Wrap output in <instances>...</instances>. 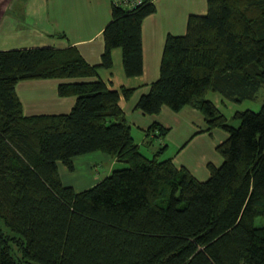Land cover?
I'll return each mask as SVG.
<instances>
[{
  "label": "trees",
  "instance_id": "trees-1",
  "mask_svg": "<svg viewBox=\"0 0 264 264\" xmlns=\"http://www.w3.org/2000/svg\"><path fill=\"white\" fill-rule=\"evenodd\" d=\"M207 4L188 16L184 34L166 36L159 77L136 105L146 115L189 106L205 132L227 134L216 146L221 164L208 163L203 181L161 160L166 145L146 157L119 103L134 89L98 77L115 48L125 75H142V23L153 1L112 5L98 65L76 47L0 51V264H264V227L254 223L264 219V102L235 111L233 126L207 98L241 102L264 88V0ZM53 78L68 80L57 93L75 96L71 110L24 115L18 82ZM168 131L146 130L152 141ZM95 151L125 167L81 191L65 185L58 163L72 171L76 156Z\"/></svg>",
  "mask_w": 264,
  "mask_h": 264
},
{
  "label": "crops",
  "instance_id": "crops-1",
  "mask_svg": "<svg viewBox=\"0 0 264 264\" xmlns=\"http://www.w3.org/2000/svg\"><path fill=\"white\" fill-rule=\"evenodd\" d=\"M153 2L156 11L142 23V75L127 77L122 67V52L115 48L112 50V68H99L98 77L111 89H134L129 99L121 95L119 103L139 149L142 145L151 148L156 144L155 150L151 148L154 155L159 147L166 145L159 157L161 160L172 158L176 166L186 167L198 180L203 181L209 176L208 163L215 166L221 164L222 157L216 151V146L225 140L227 134L220 129L205 132L202 114L189 106L178 112L164 106L159 114L146 115L136 105L140 96L147 93L150 84L159 77L167 33L184 34L188 16L205 14L208 4L206 0ZM111 9L110 0H0V51L45 46L55 49L76 47L89 64L98 65L104 51L102 32L111 20ZM60 33L64 36H60ZM65 81L68 80L53 78L18 82L16 93L23 114L68 113L76 98L58 95L57 87ZM154 123L169 131L165 137L152 141V134L147 135L146 130ZM73 164L74 169L70 171L59 162L58 171L65 185L81 191L102 179V175L92 173L94 165L106 167L109 174L118 162L104 152L95 151L76 156ZM80 165L84 168H80Z\"/></svg>",
  "mask_w": 264,
  "mask_h": 264
},
{
  "label": "rangeland",
  "instance_id": "rangeland-1",
  "mask_svg": "<svg viewBox=\"0 0 264 264\" xmlns=\"http://www.w3.org/2000/svg\"><path fill=\"white\" fill-rule=\"evenodd\" d=\"M151 1H153V0H151ZM167 34H172V33H167ZM173 35H182V33L173 34ZM165 39H166V37H165ZM207 98L209 100H212L220 108V110L227 116L228 123L230 125L237 126L239 124V122L237 120H234L232 118L234 112L237 111V110L242 111V110H245V109H250V110H253V111H259L260 108H261V106H262V104H263V102H264V88H261L260 89V91L258 92V94H257V96H256L255 99H252V100H249V99L248 100H243L241 102H233V101H230V100L224 98L223 96H221L219 93H217V92H211V91L208 92ZM135 132H136V130H134V134H136ZM155 145L151 146L152 150H155L154 149ZM151 148L145 147V146L142 145L140 151L146 157L151 158L153 156L152 155V152H151ZM124 167H125V164L118 163V164H116V166H114L109 171V174L113 171L114 168H117L118 169V168H124ZM80 168H84V166L83 165L82 166L80 165ZM92 168H93L92 169V173L93 174H100V175H102V178L105 175L108 174L107 173L108 171H107L106 167L99 166V165H94ZM254 223L257 224V225H260V226L264 227V219L261 218V217H256L255 220H254ZM30 264H36V263H30Z\"/></svg>",
  "mask_w": 264,
  "mask_h": 264
},
{
  "label": "built area",
  "instance_id": "built-area-1",
  "mask_svg": "<svg viewBox=\"0 0 264 264\" xmlns=\"http://www.w3.org/2000/svg\"><path fill=\"white\" fill-rule=\"evenodd\" d=\"M112 5L123 6V7H134L143 3L146 0H110ZM151 1V0H149Z\"/></svg>",
  "mask_w": 264,
  "mask_h": 264
},
{
  "label": "bare ground",
  "instance_id": "bare-ground-1",
  "mask_svg": "<svg viewBox=\"0 0 264 264\" xmlns=\"http://www.w3.org/2000/svg\"><path fill=\"white\" fill-rule=\"evenodd\" d=\"M110 2H111V1H110ZM111 5H112V4H111ZM116 6H117V5H116ZM119 7H123V6H119ZM123 8H128V9H129V8H132V7H123Z\"/></svg>",
  "mask_w": 264,
  "mask_h": 264
}]
</instances>
